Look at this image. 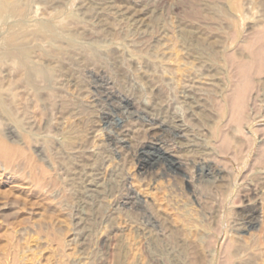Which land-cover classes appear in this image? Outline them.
Wrapping results in <instances>:
<instances>
[{
    "label": "rangeland",
    "instance_id": "374dc122",
    "mask_svg": "<svg viewBox=\"0 0 264 264\" xmlns=\"http://www.w3.org/2000/svg\"><path fill=\"white\" fill-rule=\"evenodd\" d=\"M0 2V264H264V0Z\"/></svg>",
    "mask_w": 264,
    "mask_h": 264
},
{
    "label": "bare ground",
    "instance_id": "6f19581e",
    "mask_svg": "<svg viewBox=\"0 0 264 264\" xmlns=\"http://www.w3.org/2000/svg\"><path fill=\"white\" fill-rule=\"evenodd\" d=\"M3 8H4V4L0 2V12ZM6 150H7V147L5 146L3 142L0 141V153H2V155H4L5 157H8L9 155Z\"/></svg>",
    "mask_w": 264,
    "mask_h": 264
}]
</instances>
